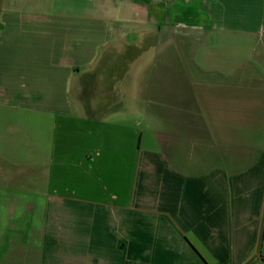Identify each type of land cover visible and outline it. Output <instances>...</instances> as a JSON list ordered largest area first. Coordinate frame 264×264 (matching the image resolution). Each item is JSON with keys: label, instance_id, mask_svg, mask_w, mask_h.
Here are the masks:
<instances>
[{"label": "crops", "instance_id": "0c3cea01", "mask_svg": "<svg viewBox=\"0 0 264 264\" xmlns=\"http://www.w3.org/2000/svg\"><path fill=\"white\" fill-rule=\"evenodd\" d=\"M0 264H264V0H0Z\"/></svg>", "mask_w": 264, "mask_h": 264}, {"label": "rangeland", "instance_id": "374dc122", "mask_svg": "<svg viewBox=\"0 0 264 264\" xmlns=\"http://www.w3.org/2000/svg\"><path fill=\"white\" fill-rule=\"evenodd\" d=\"M138 53V52H137ZM137 53H135V57H127V52H120L118 57V63L115 64L116 67L114 68L115 74L113 75L114 80H112V92H113V100L121 105L122 102H128V97L134 96L141 98L143 94L147 91V81L150 78H155L157 76L163 77L165 76L166 82L161 83L160 85L164 87H171L172 85H175L171 82V78L174 77H184L185 75H192L193 73H197V70L192 65L186 66V64H189L188 62V56L187 53H184V57L181 60V66H169V65H155V61L152 59V55L154 51H146L143 52V55H141V52H139L140 56H137ZM164 54V52H162ZM174 54V52H172ZM178 54H180L178 52ZM150 58L151 64H148V60ZM152 59V61H151ZM169 60V58H168ZM168 63V62H167ZM202 73V72H200ZM183 79V80H184ZM129 80V81H128ZM102 85H108V84H102ZM184 89L181 90L183 98L182 101L186 105V103H189L188 106L191 104V102L196 103V96L194 91L187 88V84L183 83ZM102 89V86L98 87L97 90ZM95 88H91L92 94L90 93L89 98L87 99H79L77 97H73L74 101L78 106L81 104L84 106V103H88L90 108H94L96 98H95ZM169 91V90H168ZM171 91V89H170ZM207 102L208 98H207ZM206 102V103H207ZM192 105V104H191ZM193 106V105H192ZM85 107V106H84ZM134 107H137V104L134 105ZM153 133V132H150ZM94 137V136H93Z\"/></svg>", "mask_w": 264, "mask_h": 264}]
</instances>
